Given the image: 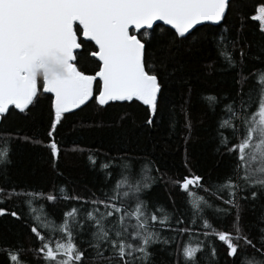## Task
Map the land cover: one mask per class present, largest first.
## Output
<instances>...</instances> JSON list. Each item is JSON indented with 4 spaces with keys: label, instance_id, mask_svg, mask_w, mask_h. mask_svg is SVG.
Wrapping results in <instances>:
<instances>
[{
    "label": "snow or ice",
    "instance_id": "snow-or-ice-1",
    "mask_svg": "<svg viewBox=\"0 0 264 264\" xmlns=\"http://www.w3.org/2000/svg\"><path fill=\"white\" fill-rule=\"evenodd\" d=\"M231 3L232 0H0V116L10 108L29 112L41 96L49 94L54 113L49 137L65 113L89 100L101 107L139 102L146 106L145 122L152 125L158 111L166 109L153 53L158 48H194L199 40L207 39L197 37V26L219 25ZM250 19L264 34V3L258 5ZM216 43L226 66L238 70L244 60L243 48L237 58L229 50V44L235 48L234 41L221 35ZM89 62L95 67L89 69ZM208 68L211 70V65ZM237 75L240 88L235 97L209 94L206 98L211 110H220L216 129L219 145L235 153L230 174L218 183H202L203 177L195 174L171 182L186 194L192 216L206 230L205 238L212 235L222 242L227 256L235 257L242 246H250L255 252L242 253L240 264H264V229L253 243L240 224V200L264 196V70L254 77L256 88L247 93L243 91L246 77L242 71ZM186 126L191 127L190 123ZM226 132L235 143H230ZM49 147L52 158H58L59 147L54 139L49 141ZM89 160L95 164L94 157L89 156ZM9 164L10 141L0 140V175L5 179ZM121 164L118 178L102 199L0 187V203L15 196L30 208L36 197L48 202L73 199L88 205L66 210L56 229L50 227L51 217L46 213L44 219L33 215L28 227L37 243L27 248L21 244L0 248L10 264H31L29 253L41 264H153L151 247L175 240L162 239L157 229V223L170 227L169 215L160 205L150 211L142 199L153 183L151 168L145 165L137 172L130 163ZM202 193L215 196L229 207L214 204ZM207 209L217 215H233L231 230L214 229L205 215ZM4 213L5 209L0 208V215ZM10 215L20 218L15 211ZM57 231L60 235L53 239ZM178 231L189 233L191 238V229L183 227ZM83 232L88 234L85 243L90 251L77 243L76 237ZM206 247L209 264H215L214 243L203 241L195 246L186 241L182 248L172 250L173 264H200L197 253L204 256Z\"/></svg>",
    "mask_w": 264,
    "mask_h": 264
},
{
    "label": "trees",
    "instance_id": "trees-1",
    "mask_svg": "<svg viewBox=\"0 0 264 264\" xmlns=\"http://www.w3.org/2000/svg\"><path fill=\"white\" fill-rule=\"evenodd\" d=\"M261 3L264 0H232L225 20L219 25L198 27L197 37L206 36L207 39L199 40L194 48L182 47L179 51L158 48L153 53L156 71L163 83L166 109L158 111L152 125L145 122L146 106L139 102H115L101 107L91 100L81 109L64 114L53 136L49 137L47 133L54 113L48 94L41 96L29 112L11 109L0 122V140L10 141L11 159V164L7 166V178L0 175V187L57 196L91 198L95 195L102 199L118 178L122 161L130 163L137 172L148 165L152 170L153 183L142 194V199L147 202L150 211L155 210L154 205L167 210L170 227H160L157 223V229L162 239L175 237L169 245L158 243L151 247L153 264H173L174 256L170 252L182 248L186 241L193 246L202 241L214 243L215 264H240L241 254H252L255 249L242 246L237 256H227L222 242L212 235L204 237L206 230L192 216L186 194L171 181L195 174L203 177L202 183H218L230 174L235 153L224 151L219 145L216 129L220 110H211L206 98L209 94L219 98L235 97L240 88L236 83L240 78L237 71H242L246 77L243 83L245 93L256 88L254 77L264 70V34L260 33L257 22L252 21L250 16L255 14ZM221 35L235 42V48L229 44V50L237 58L243 48L244 60L238 70L228 68L219 55L216 39ZM94 67L93 63H88L89 69ZM255 100L256 93L253 91L252 107H255ZM188 123L190 128L186 126ZM226 135L230 143L236 142L229 132ZM52 139L59 147L56 159L50 153L49 141ZM89 156L95 158V164ZM103 164L109 166L104 168ZM202 194L216 205L229 207L215 196ZM41 203L43 207L39 206ZM71 207L87 208L88 205L73 199L48 202L43 197H36L30 208L22 202V198L13 196L4 199L0 203V208L5 209V213L0 215V248L17 244L26 248L34 245L37 242L28 227L32 216L44 219L46 213L51 217L48 221L50 227L56 229L62 214ZM12 211L17 212L20 218L11 216ZM231 211L234 213L235 209ZM205 215L214 229L231 230L233 215H217L213 209H207ZM177 219L181 222L177 223ZM240 224L245 234L256 243L262 235L261 229H264V196L240 200ZM183 227L192 230L191 238L189 233L178 231ZM59 235L57 231L53 239ZM76 239L87 249V232ZM204 253V256L197 253L200 264H209L207 247ZM27 259L31 264H41L39 259L32 258L31 253ZM0 264H10L2 251Z\"/></svg>",
    "mask_w": 264,
    "mask_h": 264
},
{
    "label": "water",
    "instance_id": "water-1",
    "mask_svg": "<svg viewBox=\"0 0 264 264\" xmlns=\"http://www.w3.org/2000/svg\"><path fill=\"white\" fill-rule=\"evenodd\" d=\"M206 25H214V24H206ZM165 27H168V26H165ZM197 27H200V26H197ZM48 95H49V94H48ZM90 101H91V100L87 101L85 105H87ZM85 105H82L80 108L73 109L72 111H70V112H68V113H71V112L77 111V110L81 109L82 107H84ZM11 109H12V108H10V110H11ZM10 110H9V111H10ZM18 111H19V110H18ZM68 113H65V114H68ZM6 114H7V113H5L4 115H6ZM4 115H3V116H4ZM1 118H2V116H0V122H1Z\"/></svg>",
    "mask_w": 264,
    "mask_h": 264
}]
</instances>
